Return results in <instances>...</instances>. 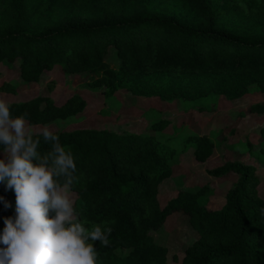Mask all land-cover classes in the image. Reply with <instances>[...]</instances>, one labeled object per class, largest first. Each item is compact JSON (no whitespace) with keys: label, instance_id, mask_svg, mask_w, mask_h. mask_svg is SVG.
<instances>
[{"label":"trees","instance_id":"obj_1","mask_svg":"<svg viewBox=\"0 0 264 264\" xmlns=\"http://www.w3.org/2000/svg\"><path fill=\"white\" fill-rule=\"evenodd\" d=\"M2 62H19L25 84L39 83L57 66L65 74H87L90 87L106 97L120 90L163 101L264 95V0H0ZM2 89L17 93L6 84ZM10 105L14 115L27 112L32 126L67 121L86 106L77 95L61 106L46 96ZM250 111L263 114L264 105ZM169 125L153 123V134L58 129L76 159L71 196L79 215L89 228H111L108 243L96 244L97 264H167L168 248L152 232L176 213L187 216L198 235L181 264H264L258 174L264 145L257 155L249 149L244 161L208 170L215 178H236L220 209L201 204L206 186L183 188L161 207L159 187L172 177L177 152L192 148L206 163L215 151L207 135L174 146ZM48 150L42 141L39 151ZM0 195L13 199L2 187ZM10 214L0 204V217Z\"/></svg>","mask_w":264,"mask_h":264},{"label":"rangeland","instance_id":"obj_2","mask_svg":"<svg viewBox=\"0 0 264 264\" xmlns=\"http://www.w3.org/2000/svg\"><path fill=\"white\" fill-rule=\"evenodd\" d=\"M241 1L244 4L248 2ZM5 84L14 87L17 93L4 91L2 86ZM75 95L85 102L84 110L67 121L48 126L66 131L93 128L153 134L151 125L167 120L170 125L166 132L173 138L171 143L174 146L195 135H207L212 139L215 151L206 163H199L194 158L192 148L177 152L172 177L159 187L161 207L183 188L206 186L210 192L201 199V204L208 209H220L225 203L227 189L236 178L233 175L215 178L207 174L208 170L228 160L244 161L248 159L249 149L257 155L264 145V113L250 111L253 104L264 105V95L260 93H252L236 101H227L217 95L198 101H163L158 97L136 96L128 90L106 97L103 90L90 87L87 74H65L57 66L45 71L39 83L25 84L20 77L19 62L0 63V99H6L10 104L46 96L61 106ZM258 174L262 179L259 191L264 196V167ZM152 235L157 243L168 248L167 264H181L185 250L198 238L188 217L181 213L170 216L163 228L153 231Z\"/></svg>","mask_w":264,"mask_h":264},{"label":"clouds","instance_id":"obj_3","mask_svg":"<svg viewBox=\"0 0 264 264\" xmlns=\"http://www.w3.org/2000/svg\"><path fill=\"white\" fill-rule=\"evenodd\" d=\"M0 99V195L10 215L0 217V264H97L96 244H107L111 228L79 215L71 196L76 159L62 145L58 130L28 123ZM49 145L39 151L41 142ZM264 215V208L260 209Z\"/></svg>","mask_w":264,"mask_h":264}]
</instances>
